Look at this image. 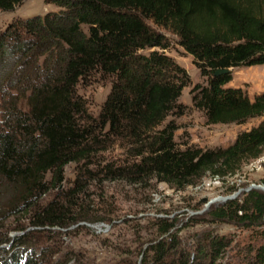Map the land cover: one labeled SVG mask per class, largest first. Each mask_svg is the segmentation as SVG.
Returning <instances> with one entry per match:
<instances>
[{
	"label": "trees",
	"instance_id": "16d2710c",
	"mask_svg": "<svg viewBox=\"0 0 264 264\" xmlns=\"http://www.w3.org/2000/svg\"><path fill=\"white\" fill-rule=\"evenodd\" d=\"M23 2L0 0V10ZM46 2L59 10L0 27V264H66L49 240L90 217L83 200L95 182L155 180L183 191L209 173L234 176L264 154V91L251 97L227 86L234 67L264 64V0ZM147 20L179 36L203 83H192L166 53L169 37ZM97 76L111 88L94 115L78 86ZM186 86L208 123L259 122L227 146L182 148L179 124L167 119L184 113ZM117 147L121 157L107 156ZM70 163L75 178L65 189ZM196 222L264 227V190L243 189ZM177 223L155 217L151 238L114 264H219L232 246L217 233L185 238ZM247 252L249 264H264V243Z\"/></svg>",
	"mask_w": 264,
	"mask_h": 264
},
{
	"label": "rangeland",
	"instance_id": "374dc122",
	"mask_svg": "<svg viewBox=\"0 0 264 264\" xmlns=\"http://www.w3.org/2000/svg\"><path fill=\"white\" fill-rule=\"evenodd\" d=\"M57 10V5L46 0H24L14 10H0V27L18 17L44 15ZM147 22L169 37L170 47L165 51L186 68L192 83H203L204 78L194 64L193 56L179 43V36L152 20ZM232 70L233 79L227 86H241L251 97L264 91V64L239 66ZM110 88L109 80L97 76L86 84H79L78 92L86 99L89 111L98 115ZM191 88L186 86L179 99L186 106L184 113L170 115L167 119H174L179 124L175 139L182 148L187 145L205 148L227 146L240 131L258 123V118L244 124L208 123L205 112L192 103ZM121 152L123 150L117 147L108 152L107 156L121 157ZM75 167V163H70L66 168L65 189L73 183ZM263 178L264 164L260 170H252L245 165L240 172L224 179H216L209 173L197 185L188 186L183 191L174 190L155 180L148 186L122 181H106L102 184L94 181L90 187L91 195L82 199L90 217L83 219L85 222L81 224L69 227L63 235L57 236V241L49 240V244L56 245L59 249L57 256H62L66 264H78L79 261L83 264H114L128 257L124 251L138 250L137 244L151 238L154 218L163 215L178 219L177 226L183 229L181 235L185 238L203 232L230 238L232 246L226 251L225 257L219 260V264H249L250 254L247 249L251 245L264 243L261 233L264 227L252 231L227 223H197L196 220L205 215L210 205L222 202L223 197L233 195L251 184H262ZM236 183L241 184L240 189L229 192V186ZM22 232L9 229L11 235Z\"/></svg>",
	"mask_w": 264,
	"mask_h": 264
},
{
	"label": "water",
	"instance_id": "95a60500",
	"mask_svg": "<svg viewBox=\"0 0 264 264\" xmlns=\"http://www.w3.org/2000/svg\"><path fill=\"white\" fill-rule=\"evenodd\" d=\"M229 70H231V68H220V69L217 70L216 73L227 72V71H229ZM253 187L261 188V189L264 190V183H262V184H255V183H254V184L249 185V186H248L247 188H245V189H246V190H249V189H251V188H253ZM241 190H242V189H240L238 192H236V193L233 194V195L223 197V198H222V202L225 201V200H227V199H229V198H234V197H236V196L241 192ZM214 201H215V200H214ZM211 203H212V202H211ZM209 204H210V203H209Z\"/></svg>",
	"mask_w": 264,
	"mask_h": 264
},
{
	"label": "built area",
	"instance_id": "2783aa9c",
	"mask_svg": "<svg viewBox=\"0 0 264 264\" xmlns=\"http://www.w3.org/2000/svg\"><path fill=\"white\" fill-rule=\"evenodd\" d=\"M264 164V154L260 155L259 157L251 160L247 165L248 168L252 170H260ZM218 179V176H215Z\"/></svg>",
	"mask_w": 264,
	"mask_h": 264
},
{
	"label": "crops",
	"instance_id": "0c3cea01",
	"mask_svg": "<svg viewBox=\"0 0 264 264\" xmlns=\"http://www.w3.org/2000/svg\"><path fill=\"white\" fill-rule=\"evenodd\" d=\"M260 93V92H259ZM259 122V121H258ZM257 124V123H256Z\"/></svg>",
	"mask_w": 264,
	"mask_h": 264
}]
</instances>
